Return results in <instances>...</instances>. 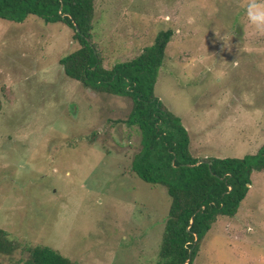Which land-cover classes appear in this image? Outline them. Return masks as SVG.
<instances>
[{
    "label": "rangeland",
    "instance_id": "1",
    "mask_svg": "<svg viewBox=\"0 0 264 264\" xmlns=\"http://www.w3.org/2000/svg\"><path fill=\"white\" fill-rule=\"evenodd\" d=\"M248 2L94 0L92 42L106 68L172 30L154 94L200 159L264 145V32L249 24ZM79 47L62 22L0 18V228L83 264H156L171 198L131 171L139 131L124 122L130 98L64 73L59 59ZM250 183L193 264H264V170Z\"/></svg>",
    "mask_w": 264,
    "mask_h": 264
},
{
    "label": "trees",
    "instance_id": "2",
    "mask_svg": "<svg viewBox=\"0 0 264 264\" xmlns=\"http://www.w3.org/2000/svg\"><path fill=\"white\" fill-rule=\"evenodd\" d=\"M29 15L46 23L62 22L73 30L80 47L59 59L66 76L96 92L130 98L124 122L139 131L131 171L164 186L171 198L156 264H193L217 218L236 215L251 173L264 170V145L242 158L200 159L190 153L189 134L180 118L154 94L171 29L159 31L137 56L106 68L92 42L94 0H0V18L18 23ZM17 251L21 256L13 264H83L46 245H22L0 228V256L11 259Z\"/></svg>",
    "mask_w": 264,
    "mask_h": 264
},
{
    "label": "clouds",
    "instance_id": "3",
    "mask_svg": "<svg viewBox=\"0 0 264 264\" xmlns=\"http://www.w3.org/2000/svg\"><path fill=\"white\" fill-rule=\"evenodd\" d=\"M245 15L250 25L258 32H264V0H249L245 7Z\"/></svg>",
    "mask_w": 264,
    "mask_h": 264
},
{
    "label": "water",
    "instance_id": "4",
    "mask_svg": "<svg viewBox=\"0 0 264 264\" xmlns=\"http://www.w3.org/2000/svg\"><path fill=\"white\" fill-rule=\"evenodd\" d=\"M75 28H76L77 31L79 30L77 26H75ZM201 161L202 160H199L198 163H200ZM190 253H191V251L189 252V258L186 260L185 263H187L190 260Z\"/></svg>",
    "mask_w": 264,
    "mask_h": 264
}]
</instances>
